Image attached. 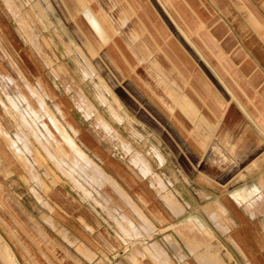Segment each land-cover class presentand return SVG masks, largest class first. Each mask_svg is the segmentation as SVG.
<instances>
[{"label": "rangeland", "instance_id": "rangeland-1", "mask_svg": "<svg viewBox=\"0 0 264 264\" xmlns=\"http://www.w3.org/2000/svg\"><path fill=\"white\" fill-rule=\"evenodd\" d=\"M144 1L157 5L161 17L175 29L176 37L177 29L169 15L181 27L184 24L171 5L170 9L165 6V12L158 0ZM240 1L247 9H256L258 18L251 17L264 30V10L259 2ZM90 4L93 19L102 13L108 18L107 25L99 23L94 30L97 38L113 46V32H117L122 36L119 41L123 38L138 57L146 58L142 64L148 69L152 62L142 40L134 42L135 21L127 16L124 25L118 23L121 2L90 0ZM70 14L93 41L76 0H0V264H11L1 250L4 241L19 264H212L211 253L217 254L222 264H264V213L249 219L239 208L238 215L228 197L230 191L260 178L262 170L249 172L244 166L264 156V139L245 124L249 132L232 135L241 145L235 152L242 155L243 164L235 165L216 155L211 161L205 158L206 153L195 169L189 159L188 166L183 164L163 138L165 131L172 133L165 123L158 120L146 126L144 120L136 118L140 121L135 125L138 131L133 126L134 116L123 105L134 121L116 120L109 110L113 104L96 98L92 84L67 50L72 40L86 52L84 35ZM150 22L164 40L168 36L175 40L161 18L152 17ZM95 64L98 67L100 63ZM99 69L107 83L122 89L105 67ZM138 73L148 80L141 69ZM177 119L170 117L179 131ZM182 131L193 143L190 134ZM66 134L74 141L73 146ZM137 153L145 158L152 173L142 174L140 164L135 162ZM107 159L129 169L138 182H146L154 202L159 205L162 200L168 211L159 208L162 213H154L141 196L135 200L100 162ZM196 169L212 174L213 179L201 176ZM166 193L179 209L167 202ZM216 199L230 206L240 226H252L255 251L241 239L232 245L226 236L230 230L216 228L221 221L209 214ZM135 205L154 227L144 223L145 217L134 211ZM197 217L210 228L207 230L213 237L205 234ZM78 229L85 230L86 241L77 237ZM134 253L142 259L134 258Z\"/></svg>", "mask_w": 264, "mask_h": 264}, {"label": "crops", "instance_id": "crops-1", "mask_svg": "<svg viewBox=\"0 0 264 264\" xmlns=\"http://www.w3.org/2000/svg\"><path fill=\"white\" fill-rule=\"evenodd\" d=\"M76 1L80 4V12L89 26L93 41L91 42L84 35L70 14L71 21L84 35H82L85 44L83 46L88 54L72 40L67 46L68 53H72V58L92 84L96 98L102 103L113 104L108 108L116 120L122 118L130 119L132 122L135 119L134 127L140 121L146 122V126H153L158 120L165 123L173 137L165 131L164 140L169 147H172L171 149L175 150L176 157L187 166L190 161L193 169L202 163L201 157H205V153V158L211 161L214 160L212 155H216L235 165L243 164L242 155L235 152L241 148V145L238 144V140L235 141L232 138L234 132L238 134L243 131L249 132L250 129L245 128L247 124L264 139V30L255 24L251 17V15H258L256 9H247L240 0H207V4H204L203 0H200L201 4L199 0H165L166 2L158 0L164 10L165 6L169 8L168 4L171 5L184 24V27H181L168 14L177 29L175 37L173 34L175 29L168 19L165 18L166 22L164 21L155 3L153 5L151 2V7L144 0L142 2L119 0L125 13L119 9L118 23L124 25L129 20L128 17L135 21L138 32L135 31L133 35L134 42L138 39L142 40V46L146 50L144 51L152 62V65L146 69L142 64L146 58L138 57L133 50L129 49L123 38L119 41L122 36L113 32L111 25L110 29L115 36L116 45L112 46V43L100 41L94 30L99 23L107 25V15L102 13L93 19L88 9L91 5L90 0ZM257 1L264 10V0ZM201 5H204L203 9ZM150 17L161 18L175 40L169 36L164 40L158 29L151 25ZM117 52L121 53L131 69L128 70ZM95 61L101 64L99 66H102L103 70L104 67L107 69L122 89H114L106 82ZM139 69L145 72L148 80L150 78L151 81L139 77ZM133 72L142 85L134 80ZM122 105L130 116H134V119L127 114ZM142 116L146 118L142 119ZM171 116L175 119H177L175 116L178 117L179 131L170 121ZM237 120H242L243 123L237 124ZM181 128L190 134L189 137L194 140L193 143L182 135ZM216 133H218L217 136H215ZM247 148L250 149L251 146H246ZM137 154L135 162L140 164L142 174L152 173L145 158L140 153ZM104 161L100 162L112 172L135 200L141 196L146 201L147 208H151L150 210L154 213H162L159 208H166L165 204L162 200H159L161 202L159 205L154 202L146 182H138L136 176L131 174L129 169L121 167L120 163L112 159ZM245 169L249 172L262 170L260 178L230 191L228 197L232 201V208L236 214L240 208V211L247 214L249 219H254L259 213H264V156L253 158L244 166ZM196 170L205 178L213 179L214 177L202 169ZM238 175L242 176L243 172L239 171ZM164 197L174 209H179L168 193ZM137 202L142 205L139 201ZM0 205H3L2 202ZM135 206L134 211L137 214L141 212L146 220L144 223L152 227L153 224L148 216L140 207ZM211 207L209 214L218 217L222 224L217 225L216 228L230 230L226 236L232 245H236L237 239H241L247 246L253 247L254 251L257 249L252 241V238L254 239L252 226H240L234 219V212L229 209L230 206L219 199L214 200ZM153 220L157 221L154 218ZM198 220L205 234L209 238L213 237L207 230L210 228L206 227L200 219ZM186 222H188L187 219ZM262 226L264 229V222ZM71 230L74 231V229ZM75 231L78 238L87 240L85 230ZM1 243V250L10 263L19 264L8 243L5 241ZM133 257L137 260L142 259L139 253H134ZM210 257L212 264H222L217 254L211 253ZM137 260L133 259V262ZM202 260L207 262L208 257H203Z\"/></svg>", "mask_w": 264, "mask_h": 264}, {"label": "bare ground", "instance_id": "bare-ground-1", "mask_svg": "<svg viewBox=\"0 0 264 264\" xmlns=\"http://www.w3.org/2000/svg\"><path fill=\"white\" fill-rule=\"evenodd\" d=\"M66 137H67V134H66ZM66 140L69 141L68 143L71 144L72 146L74 145V143H73L74 141L73 140L69 139L68 137L66 138Z\"/></svg>", "mask_w": 264, "mask_h": 264}]
</instances>
